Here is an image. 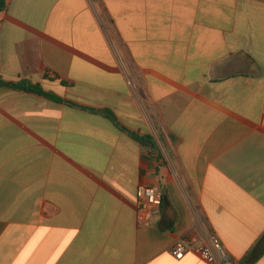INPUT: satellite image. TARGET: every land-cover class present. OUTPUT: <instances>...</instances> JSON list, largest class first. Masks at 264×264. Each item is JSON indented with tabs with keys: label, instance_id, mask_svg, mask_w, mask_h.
Here are the masks:
<instances>
[{
	"label": "crops",
	"instance_id": "1",
	"mask_svg": "<svg viewBox=\"0 0 264 264\" xmlns=\"http://www.w3.org/2000/svg\"><path fill=\"white\" fill-rule=\"evenodd\" d=\"M0 80V264H264V0H6Z\"/></svg>",
	"mask_w": 264,
	"mask_h": 264
},
{
	"label": "built area",
	"instance_id": "2",
	"mask_svg": "<svg viewBox=\"0 0 264 264\" xmlns=\"http://www.w3.org/2000/svg\"><path fill=\"white\" fill-rule=\"evenodd\" d=\"M161 204L162 192L160 189L142 184L137 186L136 206L140 211L154 214ZM185 250L186 247L184 244L176 243L173 249L174 256L177 259H180L183 256ZM213 254L220 257L222 264H233L232 260L222 253L219 243L214 236L210 237L209 246L203 249L204 257L208 258L209 260L213 259Z\"/></svg>",
	"mask_w": 264,
	"mask_h": 264
},
{
	"label": "trees",
	"instance_id": "3",
	"mask_svg": "<svg viewBox=\"0 0 264 264\" xmlns=\"http://www.w3.org/2000/svg\"><path fill=\"white\" fill-rule=\"evenodd\" d=\"M5 6H6V0H0V11L4 10ZM0 85H8V86H11L13 88L24 89V90H28V91L42 93L39 91L37 86L28 85L26 83L12 84V83H5V82L0 80ZM44 95L47 97H50L54 100H59V98H57L55 96L48 95V94H44Z\"/></svg>",
	"mask_w": 264,
	"mask_h": 264
}]
</instances>
